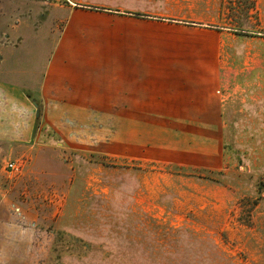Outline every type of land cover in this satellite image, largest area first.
Returning a JSON list of instances; mask_svg holds the SVG:
<instances>
[{
    "label": "rangeland",
    "instance_id": "374dc122",
    "mask_svg": "<svg viewBox=\"0 0 264 264\" xmlns=\"http://www.w3.org/2000/svg\"><path fill=\"white\" fill-rule=\"evenodd\" d=\"M253 1L0 0V67L11 54L40 76L66 37L129 34L154 73L210 104L52 110L69 133L44 132L51 149L30 172L0 158V196L36 211L29 264H264V0Z\"/></svg>",
    "mask_w": 264,
    "mask_h": 264
},
{
    "label": "crops",
    "instance_id": "0c3cea01",
    "mask_svg": "<svg viewBox=\"0 0 264 264\" xmlns=\"http://www.w3.org/2000/svg\"><path fill=\"white\" fill-rule=\"evenodd\" d=\"M134 40L129 34L108 43L99 38L87 43L84 38L66 37L40 76L25 70L22 64H14V55L1 60L0 158L21 160L25 163L23 172H30L43 153L51 149L49 136L43 133L49 135V129L53 139L69 133L52 110L165 108L179 101L188 102L183 109L209 107L210 104H194L189 92L175 87L183 80L154 73L152 67L159 62L147 59ZM105 65L109 66L108 72L103 70ZM207 99L211 102L213 97L208 94ZM49 169L40 171L47 173ZM36 187L45 188L35 184L33 188ZM11 196L14 195L0 196V264H29L23 246L30 245L34 235L36 211L27 201L18 205ZM29 197L27 194L25 199Z\"/></svg>",
    "mask_w": 264,
    "mask_h": 264
},
{
    "label": "trees",
    "instance_id": "16d2710c",
    "mask_svg": "<svg viewBox=\"0 0 264 264\" xmlns=\"http://www.w3.org/2000/svg\"><path fill=\"white\" fill-rule=\"evenodd\" d=\"M250 7H249V9H252V8H254V1L253 0H251V3H250ZM215 251H216V254H217V256L219 257V259H221L220 257H221V255H222V252H220V250L218 249V247L215 245Z\"/></svg>",
    "mask_w": 264,
    "mask_h": 264
},
{
    "label": "built area",
    "instance_id": "2783aa9c",
    "mask_svg": "<svg viewBox=\"0 0 264 264\" xmlns=\"http://www.w3.org/2000/svg\"><path fill=\"white\" fill-rule=\"evenodd\" d=\"M8 168H9L10 170H12V171H19V170H20V167H18V166L16 165V163H10V164L8 165Z\"/></svg>",
    "mask_w": 264,
    "mask_h": 264
}]
</instances>
